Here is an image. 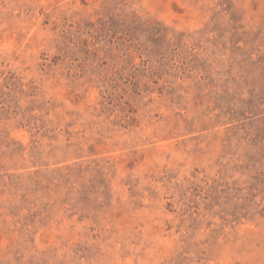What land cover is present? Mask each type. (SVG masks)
Segmentation results:
<instances>
[{
    "label": "rangeland",
    "instance_id": "obj_1",
    "mask_svg": "<svg viewBox=\"0 0 264 264\" xmlns=\"http://www.w3.org/2000/svg\"><path fill=\"white\" fill-rule=\"evenodd\" d=\"M0 264H264V0H0Z\"/></svg>",
    "mask_w": 264,
    "mask_h": 264
}]
</instances>
